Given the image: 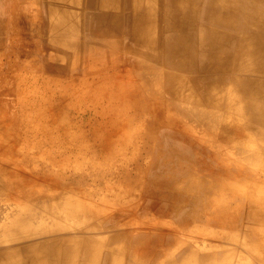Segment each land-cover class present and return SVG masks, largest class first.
<instances>
[{
    "label": "rangeland",
    "instance_id": "rangeland-1",
    "mask_svg": "<svg viewBox=\"0 0 264 264\" xmlns=\"http://www.w3.org/2000/svg\"><path fill=\"white\" fill-rule=\"evenodd\" d=\"M76 1L20 0L16 25L6 17L11 4L6 1L0 16L1 89L30 83L13 97L42 100L52 112L29 117V122L56 120L83 137L95 132L119 152L114 159L104 156L93 164L90 156L97 149L89 145L81 155L71 153L61 143L58 125L46 127L50 140L18 128L5 132L17 118L13 109L0 113V264L5 253H14L17 264H24V249L54 244L61 250L59 264L71 257L73 264H183L191 257L198 264L225 259L242 264L237 260L248 259L256 246L260 252L252 253L254 258L264 261V171L253 163L246 166L255 154L264 158V127H247L242 113L225 111L232 84L221 83L203 93L217 76L202 77L204 69L197 65L191 71L176 68L177 60L155 58L156 49L148 51L143 41L134 40L128 0H120L111 11L88 4L91 0ZM154 1L159 10L168 3ZM65 15L74 29L62 28ZM161 23L157 21L154 33L158 43L163 38L158 33ZM52 24L59 29H51ZM172 35L166 31L162 36ZM197 51L198 58L202 53ZM43 86L49 94H39ZM39 107L33 104L27 111L32 114ZM202 115L210 116L208 124L214 128L205 126L208 119ZM132 119L140 127L123 133L130 138L123 143L116 137V124L121 130L123 122ZM143 136H149V142ZM212 150L227 161L224 174ZM11 175L30 190L12 188ZM211 177L221 180L218 186L242 185L243 194L253 193L259 200L249 205L245 195L220 187L231 200L232 221L217 223L209 213L194 218L198 194L184 189ZM35 192L46 195L47 204L39 207L32 199ZM60 201L65 207L79 202L81 212L60 218L62 213L47 206ZM19 211L36 213L39 220L23 228L31 231L29 242L13 244L7 232ZM252 211L258 220L250 218Z\"/></svg>",
    "mask_w": 264,
    "mask_h": 264
},
{
    "label": "bare ground",
    "instance_id": "bare-ground-1",
    "mask_svg": "<svg viewBox=\"0 0 264 264\" xmlns=\"http://www.w3.org/2000/svg\"><path fill=\"white\" fill-rule=\"evenodd\" d=\"M6 1L11 3L7 7L6 17H9L10 24L16 25L14 11L20 7V0H0V16L4 15ZM58 1L66 3L68 0ZM76 2L78 3V0ZM128 2H130L129 8L131 11L129 29H131L134 40L138 42L143 41L147 50L152 51L156 49L157 56L155 58L167 56L170 59L177 60V65L174 64L176 68L191 71L197 65L199 68L204 69L202 77L217 76V78H214L207 85L203 93L215 91L221 83L232 84L229 89L234 88V92H231L227 98L225 111L227 113L229 110L235 113L238 111L242 113L247 127H250V125L257 128L258 126L264 127V0H167L169 4L165 3V7L160 10L156 7L154 0H128ZM119 3L120 0H91L88 2V4L96 5L98 9L108 6L107 11H111V7L116 8ZM158 20L162 22V26L158 29L160 37H163L160 41L158 40L160 43L157 42L154 34ZM72 22L73 20L68 15H65L61 23L62 28L68 31L74 29ZM2 25L5 28L7 25L6 21H2L1 27ZM56 26L52 24L51 29H55ZM57 27L59 29V26ZM198 28L199 30L197 31ZM166 31L172 32L173 35L162 36ZM197 50L202 53L198 58L196 56ZM27 85H30V83L25 84L24 81H20L17 83L15 90L9 88L3 91L0 84V113H7L8 110L13 109L14 115L17 118L9 126H6L7 128L4 131L8 132L10 129L15 130L18 128L19 131L39 134V136L50 140L49 132H45L46 127H55V125H58V121H46L39 125L29 122V117L35 116L34 118H37L40 113L52 112V109H49V105L39 99L31 103L30 101L23 102L22 100L20 101V98L13 97L15 93L19 96L21 92L28 88ZM43 85L45 86V83ZM44 86L41 88L40 95L49 94ZM136 90L135 93L138 95L140 91L136 92ZM6 97H11V99H7ZM239 102L240 104L237 106L236 103ZM33 104L40 107L37 111H32V114H29L27 110H32ZM214 105H218V101H215ZM178 111L186 117L185 113H182V110ZM56 112L59 111H54V113ZM196 116L198 115L196 114ZM202 116L205 117L204 121L208 119L205 126L207 128H214V126H209L208 124L210 116ZM217 121L219 120L217 119ZM198 123L200 122L195 121V124L199 125ZM116 125V137L118 136L117 139L122 140L123 143L130 140V138L125 139L126 137L123 136V133L127 135L131 131L138 130L140 127L133 123V119L129 122H123L121 130L120 125ZM58 128L61 143L65 147L68 146L71 153L81 155L85 153L89 145H93L97 149V154L90 156L93 159L91 161L93 164L97 163L98 165V159L104 156H112L114 159L119 152L118 149L110 147V140L101 142L103 136L95 132L87 137H83L78 132L72 133L65 130V127L62 125H58ZM111 132L115 134V131L111 130ZM142 138L145 143L149 142V136H143ZM76 140L77 145H72ZM108 151H110V154ZM212 153L211 156L217 161V164H221L224 174L227 169L222 166L225 167L227 161L221 160L222 157L219 151L215 150ZM262 157L263 155L260 158ZM260 158L259 155L255 154L251 160H246V166L253 163L259 172L264 171V167H261L264 165L262 163V159L264 158ZM110 161L113 162L112 159ZM111 166H108V169ZM238 172L240 173V171ZM1 176L2 173L0 172ZM5 177H8V175H5ZM189 177L194 176L190 175ZM9 178L14 179V181L11 179L12 188L15 187L16 189L18 186H22L24 189L26 187V189H29V186L24 181H17L12 175ZM218 181L220 182L221 180L212 177L207 182L204 179L195 180V183L192 182L194 185L186 187L184 190L188 194L194 192L198 194L196 195V210L194 209L193 211L194 218L209 213L212 221L226 225V223L232 221L233 212L231 211L233 210L229 206L231 200L223 196L225 195L223 192L228 191L232 195L243 194L244 186L235 185L232 182H226V184L221 182V186H218ZM31 194L34 197L32 199L37 200L36 203L39 207L47 204L48 199H46V195L37 194L36 192ZM201 194L205 195V198ZM244 198L249 205L251 202L259 200V197L257 195L254 196L253 193L245 195ZM47 206L62 213L60 218L67 217L66 220L68 217H76L81 212L80 204L77 201L68 202L66 207L62 201L59 203L53 202ZM250 218L258 220L259 216L258 214L254 215L252 211L250 212ZM34 220H39L36 213L29 212L25 214L19 211L8 227L7 232V236L11 235L15 240L13 244L30 241L29 235L31 231H25L23 228ZM15 231L18 234L15 233L13 235ZM259 249L256 246L251 251L253 254H257L260 252ZM13 254L8 252L2 255L3 264H17L18 260ZM21 254L24 264H59V258L62 255L61 250L55 244L46 247L31 246L24 249ZM67 264H73L72 257Z\"/></svg>",
    "mask_w": 264,
    "mask_h": 264
},
{
    "label": "crops",
    "instance_id": "crops-1",
    "mask_svg": "<svg viewBox=\"0 0 264 264\" xmlns=\"http://www.w3.org/2000/svg\"><path fill=\"white\" fill-rule=\"evenodd\" d=\"M260 232H262L261 231V229H258ZM264 241V240H263ZM247 245H250L249 243L247 244ZM253 252L252 251H250V254L249 255H247L249 258L248 259H246V260H240V259H238L237 261L239 262V263H242V264H248L247 262L248 261H253V262H257V263H262V264H264V261H261V260H259V259H257V258H254V256H253V254H252ZM229 261H230V259H229ZM232 261V260H231ZM156 264H161V261L160 260H158L157 262H156ZM183 264H198L192 257L189 259V260H186V261H184L183 262ZM203 264H215V262L214 261H210V260H208V261H206L205 263H203ZM220 264H228V260H223Z\"/></svg>",
    "mask_w": 264,
    "mask_h": 264
}]
</instances>
